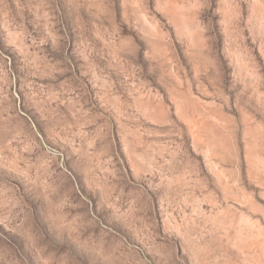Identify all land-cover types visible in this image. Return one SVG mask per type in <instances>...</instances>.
Segmentation results:
<instances>
[{
	"label": "rangeland",
	"instance_id": "374dc122",
	"mask_svg": "<svg viewBox=\"0 0 264 264\" xmlns=\"http://www.w3.org/2000/svg\"><path fill=\"white\" fill-rule=\"evenodd\" d=\"M0 264H264V0H0Z\"/></svg>",
	"mask_w": 264,
	"mask_h": 264
}]
</instances>
